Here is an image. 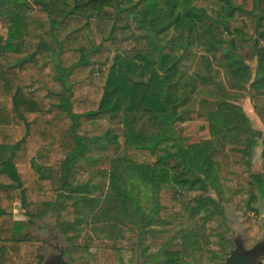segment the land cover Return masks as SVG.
Returning <instances> with one entry per match:
<instances>
[{
  "label": "trees",
  "instance_id": "16d2710c",
  "mask_svg": "<svg viewBox=\"0 0 264 264\" xmlns=\"http://www.w3.org/2000/svg\"><path fill=\"white\" fill-rule=\"evenodd\" d=\"M0 22V263L41 264L42 239L30 232L42 204L68 239L82 224L114 242L123 229L156 226L150 238L161 240L182 228V249L157 264H190L186 242L221 212L207 194L219 167L214 144L183 145L174 128L204 125L223 147L242 125L235 144L253 147L246 116L211 107L227 99L218 66L264 98V0H0ZM167 142L175 150L157 154ZM93 151L105 153L106 188L77 198L72 165ZM222 161L253 187L242 163ZM134 175L152 191L149 213L127 200ZM242 224L250 247L259 222ZM110 261L103 250L93 264Z\"/></svg>",
  "mask_w": 264,
  "mask_h": 264
},
{
  "label": "rangeland",
  "instance_id": "374dc122",
  "mask_svg": "<svg viewBox=\"0 0 264 264\" xmlns=\"http://www.w3.org/2000/svg\"><path fill=\"white\" fill-rule=\"evenodd\" d=\"M7 25L0 22V37L5 36ZM221 63V62H219ZM216 82L227 95L226 101L213 100L211 107L221 114L232 112L243 114L250 122L249 127L254 130V145L245 152L244 147L236 140L244 138L243 127L239 131L228 134V142H221L217 137L212 138L204 125L175 126L176 138L183 145L214 144V162L218 164V175L213 185L207 184V194L220 203L221 212L210 219L202 218L205 233L199 239L190 238L186 242L193 252L190 264H264V186L262 181L263 163L261 156L264 150V98L254 97L251 93L238 85L233 86L227 71L218 66ZM229 98V99H228ZM260 118H259V116ZM167 149L173 152L172 142L161 145L157 154H164ZM230 156L231 162H240L244 169L252 175L253 187L245 182H236L233 172H227L223 167L222 156ZM171 164L174 161H169ZM107 166L105 153L93 151L85 159H78L72 165V173L68 181L74 186H84L75 197L95 196L102 193L107 180L102 178L100 171ZM215 186L217 190L212 188ZM128 194V202L140 207L145 213L152 208V191L147 184L134 178L124 187ZM219 191V192H218ZM220 194V198L218 197ZM255 200L249 203V199ZM40 219L37 236L42 239L41 264H93L107 250L111 256L109 264H157L170 251H180L185 239L183 229L173 232L161 240H152L150 232L157 230L156 226L129 231L123 229L122 237L118 241H110L102 234H94L84 224L73 230L72 237L66 238L60 231L53 211L44 212L45 206L39 205ZM14 215L22 217L23 210L15 206ZM247 217L258 220L260 232L252 246L244 245L243 221ZM203 252L201 257L198 253ZM246 262V263H245Z\"/></svg>",
  "mask_w": 264,
  "mask_h": 264
},
{
  "label": "crops",
  "instance_id": "0c3cea01",
  "mask_svg": "<svg viewBox=\"0 0 264 264\" xmlns=\"http://www.w3.org/2000/svg\"><path fill=\"white\" fill-rule=\"evenodd\" d=\"M5 30L7 31V29L5 28ZM1 38V40H2V43H4V41H5V38H6V32H5V36L4 37H0ZM14 219L15 220H18V221H20V220H24V215H22V217H19V216H16V215H14ZM40 227H39V225H38V223H35V226H34V228L31 230V235H33L34 237H37V238H39L38 236H37V230L39 229ZM39 239H41V238H39ZM1 264V263H0Z\"/></svg>",
  "mask_w": 264,
  "mask_h": 264
},
{
  "label": "water",
  "instance_id": "95a60500",
  "mask_svg": "<svg viewBox=\"0 0 264 264\" xmlns=\"http://www.w3.org/2000/svg\"><path fill=\"white\" fill-rule=\"evenodd\" d=\"M246 263V262H245ZM225 264H236V263H225Z\"/></svg>",
  "mask_w": 264,
  "mask_h": 264
},
{
  "label": "bare ground",
  "instance_id": "6f19581e",
  "mask_svg": "<svg viewBox=\"0 0 264 264\" xmlns=\"http://www.w3.org/2000/svg\"><path fill=\"white\" fill-rule=\"evenodd\" d=\"M248 224V223H247Z\"/></svg>",
  "mask_w": 264,
  "mask_h": 264
}]
</instances>
